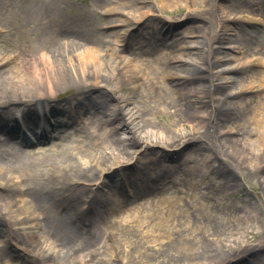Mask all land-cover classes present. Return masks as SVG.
I'll return each instance as SVG.
<instances>
[{
	"label": "bare ground",
	"instance_id": "bare-ground-1",
	"mask_svg": "<svg viewBox=\"0 0 264 264\" xmlns=\"http://www.w3.org/2000/svg\"><path fill=\"white\" fill-rule=\"evenodd\" d=\"M71 1L17 0L23 28L37 14L42 16L45 28L40 37L31 39L21 50L18 63L10 65L9 60H0V264H44L47 256L56 261L68 257L71 264H85V257L77 255L85 250L90 259L95 255L101 264L133 263L128 253L132 250L140 254L142 251L153 260L158 253L163 257L205 256L204 260H210L217 249L189 252L185 247L198 235H202L200 242L218 240L224 246L218 236L225 235L229 245H240L244 241V223L259 214L255 204L250 200L244 209H228L224 212L225 223L219 228L200 222V218L213 213L205 205L211 197L213 167L207 156L202 160L186 156L199 147L211 152L214 145L217 148L218 132L212 130L214 126L207 119L210 113H206L210 89L199 81L217 75L223 85H229L235 78L233 67H223L214 74L209 71L204 51H192L200 46L184 49L185 39L198 37L193 30L169 42L167 36L155 34L156 44H141L133 56L115 48L103 54L98 48L100 40L87 36L83 23L66 15ZM150 1L162 12L177 10L183 1L186 8L191 6V0H95L104 9L102 18L106 23L100 30L137 21L144 28L150 27L152 19L158 18L154 7L143 11ZM113 36L119 39L122 35ZM229 48L233 50L229 56L221 52L214 56L216 64L241 59L238 44ZM260 61L258 65L264 69V59ZM245 63H250L248 58ZM133 70L145 73L138 77L130 74ZM263 75L264 70L256 74L263 82L262 92ZM244 80L239 87L256 82L252 78ZM74 89L75 97L61 105L59 112H51L53 95ZM138 90L143 93L140 95ZM118 91L122 94L114 97ZM262 99L256 109L264 110ZM225 101L227 97L222 106ZM162 105L173 120L162 118ZM159 119L167 125L162 127ZM261 121L256 117L254 125L260 127ZM108 127H112V133ZM120 129L129 130L132 136L122 138ZM51 131L54 138L48 141ZM30 136L32 139H28ZM244 140H233L240 144L235 145L234 158L227 164L223 162V168L233 174L243 168L259 173L264 163L259 160L246 166L240 154L248 152V157L261 151L252 152L254 140ZM262 140L259 137L256 143ZM105 144L112 151L99 155L97 146ZM153 146L165 150L151 161L166 162L123 197L118 191L128 167L140 159V154L147 157L143 152ZM182 156L186 157L181 164L168 162ZM108 159L113 164L106 177L103 171ZM158 185L161 191L154 193ZM179 186L175 192H183V196L169 193V189ZM262 189L264 193V180ZM108 201H112L109 207ZM105 212L109 218H105ZM7 223L12 228L10 233ZM118 224L123 228V237L112 241L117 237ZM36 230L38 238L34 240ZM11 239L22 242L32 258L14 262L7 249ZM98 243L109 249L105 257L96 255L98 249L94 247ZM167 263L161 259L153 264Z\"/></svg>",
	"mask_w": 264,
	"mask_h": 264
},
{
	"label": "rangeland",
	"instance_id": "rangeland-1",
	"mask_svg": "<svg viewBox=\"0 0 264 264\" xmlns=\"http://www.w3.org/2000/svg\"><path fill=\"white\" fill-rule=\"evenodd\" d=\"M169 1L171 0H166V2ZM257 1L258 4L256 5ZM190 4V9L185 7L183 1L179 4L177 10L162 12L159 8L154 7L155 5L150 1L143 11L154 7L153 13L156 17L158 16V18L152 19L153 22L150 27L144 28L137 21L132 23V25H115L108 30H100V26L105 25L106 21L102 18L104 9L99 7L95 3V0H72L66 10V15L69 19L83 23L87 36L90 35L100 40L98 48L102 50L103 54L107 49L115 48L117 50L124 49L123 54L133 56V52L137 51L135 49L141 44H144L146 47L156 44L155 34L167 36L169 42L171 40H178L183 33L186 34L190 30H193L194 35L198 37L185 39L184 49L200 46V48H194L192 51H204L209 71L214 74L223 67H233L235 78L231 79L232 83L229 85H223L217 75L212 78H208V76V79L206 78L204 82L199 81L203 87L210 89L208 99L211 102L210 106L206 108V113H210L209 118H207L210 123L208 124L210 126L213 125L214 128L212 127V130H217L216 132H218L219 138L217 139L219 142L216 144L218 145L217 148H215V145L214 147L212 146L213 151L211 152V149L210 151H205L199 147L198 150L196 148L195 151H190L186 156L188 155L187 158L193 156L196 160H202L207 156L211 159V166L213 167V172L210 175L211 197L205 203L208 210L213 211V213L211 217L204 216L203 219L200 218V222H204L213 228H219L221 224L225 223L224 212H227L232 207L244 209L247 201L250 200L255 204L259 214L256 218L244 223L245 228L242 230L244 241L240 245H229L225 240V235L218 236L219 239H222L224 246L218 240H215L214 243L209 241L200 242L202 235H198L197 238L192 239L185 245L186 249H189V252L211 248L217 249L213 255H210V257H213L210 260H204L206 259L205 256H197L193 259H184L177 256L173 258L170 256L163 257L159 253L156 254L157 259L153 260L142 251L140 254L138 250H132L131 254L128 252L129 257L132 259L131 261H134L130 264H153L154 262H159L161 259L168 260L167 264H264V193L262 189L264 170L256 173L249 168H243L240 173L233 174L229 169L223 168V162L226 163L227 160L234 158L232 152H235L233 149L235 145L240 144V142L233 140L239 139L243 141L247 137L254 140L252 152H261L258 155H248V157L246 156L247 152L246 154H240V157L246 159V166L248 162L255 164L259 160L261 163H264V110L256 109L264 97V92L261 91L263 82L256 76L257 73L264 70L258 65L261 62V58L264 59V0H191ZM149 18L151 19L152 17ZM42 21V16L37 14L32 21L26 22V27L23 28L19 21L17 0H0V60H9L11 62L10 65L18 63L21 50L25 48L31 39L40 37L44 31V21ZM2 32H5V34L2 35ZM238 32L240 35H237ZM243 32L250 35L247 36ZM113 34L122 36L117 39ZM114 39H117V41H113ZM193 40L196 42L190 43ZM233 44L239 45L240 48L236 49L240 51L238 57L241 59L239 61L227 60L221 65L216 64L214 56H220L218 55L220 52L224 57L229 56L233 51L229 47ZM90 46H86L85 48H90ZM218 48H221L220 51ZM247 58L250 63H245ZM148 64L150 63L148 62ZM144 73L145 70H133L130 72V74L137 75L138 77L143 76ZM199 75L204 77L206 73H199ZM248 78H252L256 82L249 87H239L241 79L245 81L244 79L247 80ZM199 83L197 82L196 84ZM76 92L77 90L74 89L62 92L60 95H53L52 101L55 105H53L51 112H59V107L69 101L70 98L75 97ZM149 92L145 91V93ZM120 93L122 94L121 91L119 93L114 92V97H118L121 95ZM137 93L141 95L143 92L138 90ZM226 97L227 101L222 106V100ZM239 101L242 104L240 107L238 106ZM160 112L163 119L168 121L174 119L167 112L165 105L160 106ZM258 116L262 119L260 127L254 125L255 119ZM154 119L156 120V118ZM80 121L79 119L78 122ZM159 124L165 127L167 122L159 119ZM177 128L179 129L180 126ZM108 132H113L112 127H108ZM119 132L120 136L124 139H129L132 136L129 130L120 129ZM259 137H263V140L256 143ZM53 138L54 132L51 131L47 140H53ZM138 138L135 139L138 140ZM28 139H32V137L30 136ZM57 139H59L58 142L61 141V138L56 137ZM96 150L99 155H105L112 151L108 144L97 146ZM164 150V147L153 146L151 149L143 152L147 157L144 158L140 154V159L138 161L134 160L135 162L131 164L132 166L128 167L126 174H124L125 179H122L120 183L121 190L118 191L119 194L126 198L130 191L129 189L135 188L137 182L140 184L149 174L156 172L159 167H162L166 161L162 159L161 161L153 162L151 159L154 160ZM185 157L182 156L174 161L168 159V162L181 164ZM144 160L145 163L143 162ZM111 164L113 162L108 159L104 166L103 176L107 177L106 174L109 173ZM190 166H193V164H190ZM119 177H121V173L117 175L118 179ZM107 181L111 182V179ZM158 188L159 185L153 192H160L161 188ZM178 188H181V186L175 187L172 190L169 189L168 191L177 196H183V192H175ZM111 203L112 201H108V204L106 202L107 207L111 206ZM189 205L195 206L193 203H189ZM108 216V213L105 212V218H109ZM195 220L197 221L198 219ZM7 224V232L10 233V229L12 232V228L9 223ZM119 224L116 230L117 237L114 236L112 241H118L123 237V228ZM37 235L38 231L36 230L34 236L36 239L34 240H37ZM0 239H3V233H0ZM103 246V243H98L94 247V249H98L96 255L100 258L109 254V249L104 247L106 249L104 250ZM7 249L14 262H21L26 257L32 258V255H29L25 251L22 242L11 239ZM88 252V250L81 251L77 255L85 257V264H101V262L98 263L99 260L95 255L90 259L87 256ZM122 253L127 255V251H122ZM135 256L140 257L136 260ZM44 264H71V262L68 257L60 258L56 261L53 257L47 256Z\"/></svg>",
	"mask_w": 264,
	"mask_h": 264
}]
</instances>
